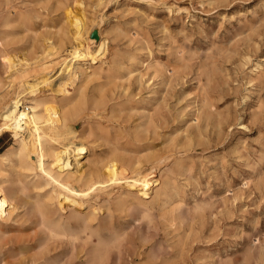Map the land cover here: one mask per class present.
<instances>
[{
  "label": "rangeland",
  "instance_id": "rangeland-1",
  "mask_svg": "<svg viewBox=\"0 0 264 264\" xmlns=\"http://www.w3.org/2000/svg\"><path fill=\"white\" fill-rule=\"evenodd\" d=\"M83 1L89 36L106 40L98 60L117 78L111 85L106 78L87 84L73 127L80 130L90 119L102 137L94 143L98 153L117 147L140 158L147 171L148 155L173 154L151 171L157 185L145 198L149 217L137 200L131 209L114 212L119 237L101 264H264V0ZM64 2L0 0V56L10 52L16 63L7 68L0 59V98L17 87L11 77L16 68L31 69L62 53ZM10 10L13 21L2 23ZM34 73L29 84L41 83L44 75ZM61 82L41 85L38 92L60 97ZM98 122L112 130L109 138ZM137 131L147 138L133 147L126 140H134ZM74 139L84 142L81 136ZM11 141L5 133L0 152ZM166 176L183 196L157 199L155 190ZM15 209L1 225L0 264H31L40 256L43 232L34 219L24 218L26 206ZM96 213L105 216L106 208ZM55 239L48 242L49 254L67 252L80 264L84 251Z\"/></svg>",
  "mask_w": 264,
  "mask_h": 264
},
{
  "label": "bare ground",
  "instance_id": "bare-ground-1",
  "mask_svg": "<svg viewBox=\"0 0 264 264\" xmlns=\"http://www.w3.org/2000/svg\"><path fill=\"white\" fill-rule=\"evenodd\" d=\"M63 7L68 23L62 26V35L58 38L59 48H64L62 53L51 62L32 65L34 67H30L31 69L16 68L11 77L17 87L13 93L9 90L8 94L0 98V138L9 133L12 139L5 150L0 152V230L3 221L10 218L18 204L26 206L24 218L34 219L43 232L39 245L40 256L32 257L31 264H73L72 255L67 252L62 255L49 254L48 242L55 238H65L71 246L75 247L77 244L78 250L84 251L85 257L80 264H101L105 254L107 256L106 250L119 237L120 230L114 226V212L131 209L135 204L134 200H137V208L141 209L144 216L149 217L145 198L149 197L150 190L157 185L151 171L173 154L148 155L146 160L149 161L150 171H147L143 169L140 158L120 152L117 147L110 152L98 153L95 150L98 144L94 143L101 136L94 132L90 119L86 120L80 130L73 127L72 120L82 105L81 101L85 99L84 89L87 84L106 78L111 85L117 76L111 66L98 60L105 49L106 40L89 36L91 28L88 25L89 17L84 14V1L65 0ZM11 13L10 10L3 15L2 23L13 21ZM68 43L69 48L66 47ZM94 43H98L95 48ZM0 57L2 63H8L7 68L16 66L10 52H4ZM115 62L112 66L118 64ZM155 64L160 65L158 61ZM155 64L150 65L156 66ZM54 68H59L56 76L49 75ZM31 71L44 75L41 83L29 84ZM155 71L158 72L159 69ZM262 73L258 68L256 75L260 77ZM55 79L62 80L58 85L60 97L53 95L54 93L38 92L41 85ZM75 82L79 84L77 87L74 86ZM22 98L27 102L23 107ZM86 99L88 100L87 97ZM92 100L96 101L95 98ZM204 102L206 107L210 104L207 98ZM206 115L209 116V113L206 112ZM98 125L105 130V138H109L112 130L107 125ZM78 136L84 142H75L74 137ZM146 138L147 133L137 131L134 140L127 139L126 143L137 147L144 145L142 140ZM86 156L84 164L85 161L81 160ZM177 161L179 164L182 162L178 157ZM82 163L87 168L80 171ZM177 184L171 177H164L155 190L157 199L162 195H169L170 199L181 196L183 192ZM102 208H106L107 214L99 217L96 210ZM172 209L175 211L176 207ZM177 214L176 216L180 215ZM40 258L41 261H38Z\"/></svg>",
  "mask_w": 264,
  "mask_h": 264
},
{
  "label": "water",
  "instance_id": "water-1",
  "mask_svg": "<svg viewBox=\"0 0 264 264\" xmlns=\"http://www.w3.org/2000/svg\"><path fill=\"white\" fill-rule=\"evenodd\" d=\"M93 37H97V34H96V33H94V34H93Z\"/></svg>",
  "mask_w": 264,
  "mask_h": 264
}]
</instances>
